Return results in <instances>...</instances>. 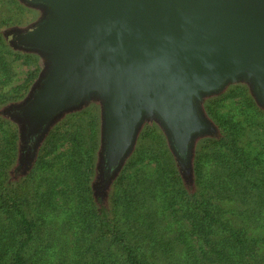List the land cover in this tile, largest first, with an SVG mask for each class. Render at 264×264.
<instances>
[{
  "label": "trees",
  "instance_id": "1",
  "mask_svg": "<svg viewBox=\"0 0 264 264\" xmlns=\"http://www.w3.org/2000/svg\"><path fill=\"white\" fill-rule=\"evenodd\" d=\"M18 12L20 0H0V107L10 112L30 86H15L16 69L35 61L10 51L2 36L3 27L18 24ZM227 101L233 104L223 111ZM204 110L217 134L198 144L190 178L183 180L162 131L147 124L107 201L91 182L97 111L65 117L36 151L29 145V172L15 182L19 136L0 117V264H264V110L242 86ZM52 155L67 162L55 168L45 160ZM38 181H49L46 192L37 191Z\"/></svg>",
  "mask_w": 264,
  "mask_h": 264
},
{
  "label": "water",
  "instance_id": "2",
  "mask_svg": "<svg viewBox=\"0 0 264 264\" xmlns=\"http://www.w3.org/2000/svg\"><path fill=\"white\" fill-rule=\"evenodd\" d=\"M27 5L43 17L13 42L40 56L45 69L9 116L22 142L27 134L36 137L33 152L55 124L94 101L101 105L99 170L106 168L108 181L131 157L148 122L162 130L188 179L195 146L217 134L206 100L243 83L264 110V0Z\"/></svg>",
  "mask_w": 264,
  "mask_h": 264
},
{
  "label": "rangeland",
  "instance_id": "3",
  "mask_svg": "<svg viewBox=\"0 0 264 264\" xmlns=\"http://www.w3.org/2000/svg\"><path fill=\"white\" fill-rule=\"evenodd\" d=\"M20 3L24 7V12H22V13L21 12H18V14H20L19 15L18 24L17 25H12L10 27H5V28L3 27L1 29V33H2V36H3L4 40L6 41V44L8 45V48H9L10 51H12V52H19L21 54L31 55L32 57H35L34 58L35 61L33 60V62L30 63V64H24L23 61H21L19 63V68L16 69V72H17L18 77L16 79L15 86L25 85L27 83L28 84L30 83L29 89H27L28 92L25 93L26 94V96L24 97V100H25L27 98V96H28L31 88L33 87L34 83L37 80L36 78H35L36 79L35 80L34 77H33L34 73L37 74V70H38V77L40 76V74L42 73V71L45 69V61L40 56H38L36 54L24 52L22 50L17 49L16 48V44L15 45L12 44L11 43L12 42L11 39H9V36H10V31L9 30H11V29H20V30H23V29L31 28L33 25H36L40 21V19L43 17V13L39 9L34 8L32 6H29V5L25 4V3H22L21 1H20ZM234 86H242V87H246L247 88V86L245 84L239 83V84H235V85L229 86L227 90L231 89ZM211 99H213V98H211ZM207 101L208 100H206V102ZM232 104H233V102L230 103V101H227L226 104L224 105L223 111H228ZM233 107H236V105H234ZM83 111H89V112L97 111V114H98V119H99V122H100V129H99L100 135H99V144H98L97 150H96V152L94 154V157H95V166H94L95 173H94L93 177L91 176L92 177L91 182H92L93 190L94 189H98L99 191L100 190H103V189L105 190V193H106V201H107V198H109V196L112 194L113 183H112V180H111V181H108L106 183V185H104V186L101 185L102 178H101V173H100V170H99V165H100V151H101V147H102V141H101V125H102V123H101V105L99 103H97V102L91 101V103H89L88 105H86L84 107V109L81 110L80 112H83ZM9 112H10V107L9 106H2V107H0V117L2 118L3 122L4 123L10 122L11 125L16 126V129H17L16 130V133L19 136V138L16 139L17 140V143L16 144L18 145L17 148L20 147V154H19V157H18V160H17L18 163H17L16 166L17 167L20 166L21 170L18 171V173H16V170H15V167H14L10 171V180L12 182H15L17 180H20L21 178H23L24 176H26L28 174V172H29L28 166H29V162L30 161H29V157H26L25 156V153H24V150H23V143H22V140H21L20 128H19L18 124L15 123V121L9 116ZM68 116H70V115H67V117ZM63 119H65V118H63ZM59 123H57V124H59ZM57 124H55V126ZM147 124L150 125V129L151 130H157L156 128H158L159 130H161L159 128V126L156 123H154V122H148ZM5 125H7V124H5ZM146 125H144V127ZM54 127L52 129H54ZM144 127H143V129H144ZM5 129H6V126H5ZM143 129H142V131H143ZM142 131H141V133H142ZM164 137H165V135H164ZM254 138H256V137L250 136V134H249V135H246V137L244 139L247 142H251V141H253ZM165 139H166V137H165ZM16 140L14 139V141H16ZM203 140H205V139H202V140H200L197 143V145L195 146V152L197 150L198 144L201 141H203ZM44 141H45V138L42 140V143ZM166 142H167V140H166ZM42 143H41V145H42ZM167 145H168V143H167ZM68 147L69 146L67 144L60 145L59 148L56 150V153L53 154V155L55 157L62 155L63 153H65V151L68 149ZM53 155L46 157L45 160L46 159L49 160L48 163H51V164L53 163L54 166H55V168L56 167H60V164L63 165V164H65L67 162V160L65 158H62V159H59V160H57V159L55 160V158H54ZM65 166H67V165H65ZM152 167H153V165H152ZM97 172H98V176H97ZM179 172H180L183 180H185V178L182 175V172L181 171H179ZM48 173L49 172H47V174ZM43 177H45V175H43L41 178H43ZM53 179H55V178H52L51 177V180H49V181H52ZM49 181H43V182L42 181L41 182L38 181L37 191H40L42 193L46 192L47 191V188H48ZM188 185H190V184L188 183ZM61 199H62V197L59 196V202L58 203L62 205L63 204V201ZM234 207L235 206H230L229 208H234ZM251 207L254 208L255 205H251ZM247 208H249V206H247ZM234 210H237V209H234ZM178 251H182V250H180V247H179Z\"/></svg>",
  "mask_w": 264,
  "mask_h": 264
},
{
  "label": "flooded vegetation",
  "instance_id": "4",
  "mask_svg": "<svg viewBox=\"0 0 264 264\" xmlns=\"http://www.w3.org/2000/svg\"><path fill=\"white\" fill-rule=\"evenodd\" d=\"M22 3H25V4H27V2L29 1V0H20ZM30 30H32V29H30V28H27V29H23V30H21V32H18V33H16L15 34V36L13 35V34H11L10 33V36H9V39H11V41L13 42H17L18 43V41H19V39H20V37H21V35L24 33H26V32H29ZM13 42V43H14ZM16 43H14V45H15ZM39 79V77L37 78V80ZM36 80V81H37ZM35 84V83H34ZM35 142H36V137L34 136H32L31 134H27L26 135V137H25V141L24 142H22L23 143V150H24V153H25V156L26 157H29V159H31V155L32 154H30L29 155V153H26L25 152V149H27V147L30 145L31 146V150L33 149L34 150V146H35ZM107 171H106V168H103L102 169V172H101V174H102V177L104 176V175H106V177H108V175H107V173H106Z\"/></svg>",
  "mask_w": 264,
  "mask_h": 264
}]
</instances>
